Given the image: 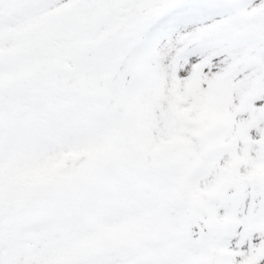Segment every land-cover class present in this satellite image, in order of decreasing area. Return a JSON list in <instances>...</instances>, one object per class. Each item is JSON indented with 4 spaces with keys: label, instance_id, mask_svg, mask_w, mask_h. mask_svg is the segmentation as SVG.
I'll list each match as a JSON object with an SVG mask.
<instances>
[{
    "label": "snow or ice",
    "instance_id": "1",
    "mask_svg": "<svg viewBox=\"0 0 264 264\" xmlns=\"http://www.w3.org/2000/svg\"><path fill=\"white\" fill-rule=\"evenodd\" d=\"M0 264H264V0H0Z\"/></svg>",
    "mask_w": 264,
    "mask_h": 264
}]
</instances>
